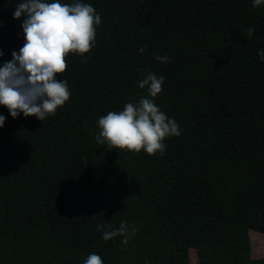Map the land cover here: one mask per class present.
Wrapping results in <instances>:
<instances>
[{
    "label": "trees",
    "instance_id": "obj_1",
    "mask_svg": "<svg viewBox=\"0 0 264 264\" xmlns=\"http://www.w3.org/2000/svg\"><path fill=\"white\" fill-rule=\"evenodd\" d=\"M24 0H0V66L25 43ZM53 2V0H45ZM101 16L84 54L69 53L70 98L43 121L0 127V264H264V4L253 0H60ZM254 28L251 38L247 29ZM146 46V51L139 49ZM153 53L167 56V62ZM164 76L151 97L139 81ZM148 97L178 123L164 154L101 146L98 120ZM209 218L221 220L227 262L215 263ZM136 232L105 241L97 225Z\"/></svg>",
    "mask_w": 264,
    "mask_h": 264
},
{
    "label": "clouds",
    "instance_id": "obj_2",
    "mask_svg": "<svg viewBox=\"0 0 264 264\" xmlns=\"http://www.w3.org/2000/svg\"><path fill=\"white\" fill-rule=\"evenodd\" d=\"M254 7L264 4V0H253ZM25 17L22 23L25 43L19 52H12V59L0 66V105L7 107L10 115L16 118L23 113L25 117L35 115L43 121L48 115H54L59 106L70 98L66 80H58L57 74L67 69L66 56L78 53L84 56L96 40V25L101 16L96 9L85 3L62 4L60 0H24L15 7L13 17ZM254 28L247 29L248 38ZM146 51V46L139 49ZM0 51V56H3ZM264 60V49L259 53ZM155 60L167 62L170 57L153 53ZM164 76L153 72L145 74L139 81V87H147L151 97L162 91ZM6 117L0 115V127ZM101 129L95 137L101 146L110 149H127L149 155L164 154L165 137L180 136L181 130L173 118H169L148 97H141L138 104L126 103L119 112L111 111L98 120ZM103 232L102 239L108 241L122 236L124 245L135 234L133 226L129 230L127 222L114 225H97ZM84 264H104L98 254H89Z\"/></svg>",
    "mask_w": 264,
    "mask_h": 264
},
{
    "label": "rangeland",
    "instance_id": "obj_3",
    "mask_svg": "<svg viewBox=\"0 0 264 264\" xmlns=\"http://www.w3.org/2000/svg\"><path fill=\"white\" fill-rule=\"evenodd\" d=\"M221 220L217 218H209L207 224V239L211 259L215 263L227 262L229 260V253L225 248L221 235ZM251 256L253 258L264 257V233L249 230ZM190 264H198V258L195 250L190 249L189 253Z\"/></svg>",
    "mask_w": 264,
    "mask_h": 264
}]
</instances>
